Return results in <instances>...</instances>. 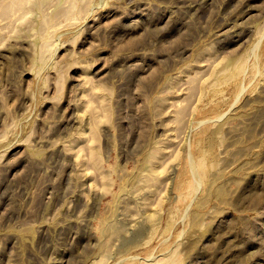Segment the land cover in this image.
Here are the masks:
<instances>
[{
  "label": "rangeland",
  "instance_id": "1",
  "mask_svg": "<svg viewBox=\"0 0 264 264\" xmlns=\"http://www.w3.org/2000/svg\"><path fill=\"white\" fill-rule=\"evenodd\" d=\"M0 264H264V0H0Z\"/></svg>",
  "mask_w": 264,
  "mask_h": 264
}]
</instances>
